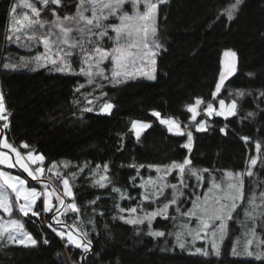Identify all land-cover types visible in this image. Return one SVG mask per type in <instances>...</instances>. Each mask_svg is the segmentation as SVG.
I'll return each instance as SVG.
<instances>
[{
    "label": "trees",
    "instance_id": "obj_1",
    "mask_svg": "<svg viewBox=\"0 0 264 264\" xmlns=\"http://www.w3.org/2000/svg\"><path fill=\"white\" fill-rule=\"evenodd\" d=\"M15 2L17 0H0V85L5 107L10 112V129L3 131L16 145H29L22 150L43 154L46 165L55 162L62 165L65 175L77 173L73 187L75 202L92 239L93 252L85 254V261L80 249L72 245L66 248V241L48 227L51 214H45L46 218L29 214V217L22 215L20 221L37 245L26 247L0 241V264H69V261L94 264L95 253L103 254V264H205L203 257L189 255L177 245L174 233L182 230L181 222H189L187 218H157L153 229L163 230L166 235L153 237L147 234L145 224L133 226L120 220L116 205L127 209L137 204L142 192L140 181L151 174L148 165L182 162L188 156L197 169L209 170L202 173L203 189L213 177L219 180L225 171H244L249 157L258 155L257 142L261 144L259 154L264 156V115L255 121L243 119L247 111L255 108L253 100L257 90L264 88V0H244L238 18L232 22H228L226 16H219L232 0H168L160 5L158 23L167 43L166 51L157 55L156 79H132L127 85L115 88L106 84L103 91L108 96L100 103L104 100L113 103L111 114L99 112V104L95 102L87 103L84 94L91 89L86 84L80 92L75 91L78 84H84L81 76L51 71L50 66L36 71L3 67L9 62L8 58L18 63L20 57H34L33 54L42 49L40 46L28 51L6 40L11 19L9 9ZM66 2L71 5L73 0ZM74 9L69 7L61 14ZM228 51H234L236 57L226 56ZM225 60H230L235 70L225 78V86L217 99L212 100L211 93L215 91ZM237 90H243L246 95L237 97ZM96 92L100 94V90ZM249 92L252 95H247ZM197 98L215 104L219 99H224L225 103L236 99L237 115L227 119L212 116L206 118V130L192 129L189 153L181 147L187 142V135L169 132L151 112L158 111L161 117L172 116L185 124L190 117L188 107ZM77 100L79 103H75ZM205 106L206 103H202L200 108ZM85 107H92L93 111H82ZM260 107L264 108V104ZM200 116L205 117L203 113ZM134 120L151 124L141 132L139 141L131 129ZM221 128H225V132H221ZM243 136L250 140L246 143L241 139ZM63 160L69 163H60ZM86 162H90L89 168L79 173V167ZM104 163L109 164L108 175L114 183L105 189L93 187L90 168ZM133 163L145 165L139 175L136 168L129 166ZM253 171L257 176L246 177L244 182L246 197L254 190L256 194L264 190V186L255 188L258 180L264 181V167L258 162ZM133 176L136 187L130 180ZM113 186L126 190V196L135 199H121L120 193L112 191ZM97 196L101 199L90 204ZM245 207H248L246 201L234 214L236 219L230 221L228 235L221 244L222 259L212 258L210 264H253L251 260L230 255L235 240H243L246 226L251 227L250 222L244 221ZM76 215L70 212L63 217L64 221L71 225ZM114 216L117 218L113 219ZM90 217L95 220V232L87 223ZM194 222L192 219L187 224ZM257 233L264 237V229L257 228ZM44 239L49 243L44 244ZM186 239L191 243L189 237Z\"/></svg>",
    "mask_w": 264,
    "mask_h": 264
},
{
    "label": "snow or ice",
    "instance_id": "obj_2",
    "mask_svg": "<svg viewBox=\"0 0 264 264\" xmlns=\"http://www.w3.org/2000/svg\"><path fill=\"white\" fill-rule=\"evenodd\" d=\"M168 3V0H73L69 5L66 0H17L9 9L11 23L8 29L6 40L17 44L22 49L32 51L43 47V51H37L34 57H20L19 62H5V69L16 70L18 68H30L36 71L39 68H49L58 73H67L71 75L86 77L87 85H92L93 92L87 93L85 99L88 104H92L93 100L88 99L94 92L100 90V94L94 99L99 101L108 96L103 91L106 84L113 88L117 86L127 85L131 79L136 78L138 71L137 62H143L145 57L153 65L151 74L144 72L142 75L149 80H155V57L159 51H166L167 43L164 34L160 31L158 23L159 6ZM244 0H232L229 6L219 14L226 16L228 22H232L238 18L241 5ZM126 5L130 6L131 11L126 9ZM141 6L143 10H141ZM69 7H74V12L62 11ZM26 11L18 12L17 9ZM47 12L52 19L44 18L43 13ZM113 17L118 23H108L109 18ZM219 18V17H218ZM166 19V17H165ZM113 33L114 35H110ZM106 42H111V46L106 47ZM226 56L236 57L234 51L225 52ZM79 58L80 68L77 71L73 68V61ZM108 64L111 67H108ZM30 65H34L31 66ZM235 65L229 68V75L233 74ZM254 76V73H249ZM225 86V74L220 73V79L215 84V91L211 93L212 100H216L222 87ZM85 88V84H78L75 91ZM231 95V92L229 93ZM237 97H243L246 93L243 90L236 91ZM247 95H252L251 92ZM253 102L255 108L247 111L243 119H251L255 121L257 117L264 115V108L260 105L264 104V88L258 89ZM79 103V101H75ZM206 103L204 112L208 117L213 114L227 119L229 116L237 115V100L233 99L230 104L226 105L224 99H219V110L214 108L213 102L203 101L201 98L196 99V106ZM196 106L190 105L188 111L192 113L191 121L195 122L197 131L206 130L205 121L196 122L198 115ZM114 104L109 100H104L99 111L105 114H111ZM4 103V95L0 92V120L7 121ZM82 111L92 112V107H85ZM151 115L163 125H167L169 132L176 135H187V142L181 147L188 149L189 153L192 149L193 136L188 131V125L181 130L180 123L173 118H162L161 113L152 111ZM8 123L3 124V128L7 129ZM151 127L150 123L141 121H133L131 129L135 130L136 139L139 141L141 132ZM227 126H225L226 128ZM225 128H221V132H225ZM123 139V137H122ZM246 143L250 137H241ZM21 147L27 149L29 145L23 143ZM0 149H8L15 154V159L8 152L0 150V165L6 166L8 169L19 167L27 176L13 175L8 171L0 170V211L12 216L13 211H18L24 217H40L43 214H51V222L48 227L56 233L62 240L67 237L65 247L73 245L75 248L82 249L84 254L93 252L92 239L89 238V231L85 228V222L80 218V208L75 202V194L73 192L74 181L77 173H69L65 175L61 172L54 162L47 168L44 167L45 157L43 154L34 155L35 150L27 152L26 157L15 147L9 143L6 138L0 139ZM122 149V145H121ZM118 149V150H121ZM257 156H250L244 171L232 172L226 171L225 176L229 178L227 183V191L224 190L222 184L217 182L213 177L211 187L208 188L202 196L195 193H186V189L190 187L187 180L195 177L198 185L202 186L204 177L203 172L208 169H197L192 160L186 156L182 162L172 161L167 165H148L149 168H155L157 173L163 170L164 176L171 175L173 170L177 171V183H162L158 186L149 178L147 184H153L152 191H149L147 184L141 182L139 187L145 191L141 193V199L135 207L122 208L119 205V219L126 224L133 226L143 225L147 221V234L153 237H165V231L154 230L152 227L153 220L160 216L165 220L169 219L170 205H177L175 211L181 216L187 217L189 223L195 218V227H189L188 224L182 225V230L175 232L177 245L182 250H187L189 255L201 256L205 259V264H210L212 258L217 261L222 259L223 253L221 244L229 232V222L234 221L237 210L246 201L248 207L243 208V216L245 222H250L251 227H247L244 233V240L238 239L233 244L230 255L253 261V264H264V238H258L257 228L264 229V190L259 191L257 197L254 190L250 196L246 197L244 177H256L257 173L253 171L257 167L258 162L264 167V156H261V144L256 143ZM31 165H35L32 167ZM90 162H86L79 167V173H83L85 168H89ZM68 165L65 164L66 168ZM130 167L136 168L137 175L140 169L144 168V164L133 163ZM109 164H96L95 168H90L89 175L92 179V186L105 189L113 185V178L108 175ZM71 177V180L69 179ZM98 177V179H96ZM35 182V186L31 181ZM133 187L136 177L130 178ZM264 181L258 180L255 184L256 189H261ZM165 188L172 191L171 199L163 204L162 207H156L152 211L143 208L145 201L156 204L162 196H164ZM14 194V201L9 195V191ZM112 191L120 193V198L135 199L126 196V190L112 187ZM223 192V195L217 193ZM195 196V199L192 197ZM181 197H186L192 207L187 211L181 212L180 204L183 201ZM101 197L97 196L90 204H95ZM259 199L260 203H257ZM38 201L40 202L38 204ZM55 201V203L53 202ZM179 202V203H178ZM138 209L143 213L136 215ZM76 213L75 221L69 225L61 217L67 216L69 213ZM129 215L125 216L123 213ZM93 213L96 209L93 208ZM99 215L103 216V212ZM117 217H113L116 219ZM173 220L175 216L171 217ZM90 224L91 231H96L94 218L87 221ZM58 225L59 227H55ZM107 227V226H106ZM11 229V230H10ZM24 224L17 219H9L4 221L0 216V241L4 240L7 233V241L24 244L25 239L30 241L32 246L37 245V241L32 236L23 231ZM75 231V235L73 234ZM140 230L137 229V235ZM170 235L172 233H169ZM191 237L189 243L186 237ZM208 240L203 247L196 246V240ZM44 244L49 241L44 239ZM27 247L28 245L25 244ZM59 255V253H57ZM86 261V255L82 257ZM104 256L102 253H95L94 264H103Z\"/></svg>",
    "mask_w": 264,
    "mask_h": 264
},
{
    "label": "rangeland",
    "instance_id": "obj_3",
    "mask_svg": "<svg viewBox=\"0 0 264 264\" xmlns=\"http://www.w3.org/2000/svg\"><path fill=\"white\" fill-rule=\"evenodd\" d=\"M125 7H126L127 10L131 11L130 6L126 5ZM18 9H19V8H18ZM19 10H20L19 12L26 11V10H24V9H19ZM141 10H143L142 6H141ZM74 11H75V9H74ZM74 11H73V12H74ZM43 16H44V18L52 19L51 15L48 14V13L43 14ZM118 22H119V21L116 20V19L113 18V17H110V18H109V21H108V23H118ZM10 23H11V19H10ZM9 26H10V24H9ZM110 35H114V34H113V33H110ZM105 46H106V47L111 46V42H106ZM41 47H42V46H41ZM33 50H36V49H33ZM37 51H38V50H37ZM39 51L42 52V51H43V47H42V49L39 50ZM159 52H160V51H159ZM159 52H158V53H159ZM157 55H158V54H157ZM157 55H156V57H155L156 64H157ZM28 56L30 57L31 55H28ZM33 56H35V54H33ZM137 64H138V71H136V78H135V79L149 80V79H147L146 76L142 75V73L147 72V73L151 74V71H152V68H153V65L151 64V62L147 59V57H145V59H144L143 62L138 61ZM156 64H155V66H154V67H155V75H156ZM32 66H34V65H32ZM72 66H73V68L76 69L77 71L79 70V68H80V61H79V58H78V57L74 59V61H73V65H72ZM231 66H233V64H232V62H231L230 60H225V61H223V67H222L223 70H222V72L225 74V78L227 77V75H229V74H228V73H229V68H230ZM50 67H51V66H50ZM75 67H76V68H75ZM108 67L110 68L111 65L108 64ZM63 74H66V73H63ZM81 77L84 79V84L87 85V83H86V77H84V76H81ZM219 79H220V78H219ZM131 80H132V79H131ZM149 81H151V80H149ZM87 87L91 89L90 93H92V92H93V87H94V86H92V85H87ZM97 91H99V90H97ZM0 92H2V90H1V85H0ZM95 93H96L97 96L99 95V94H98L99 92H94V93H93L94 96L92 95V96H90L88 99L93 100V102H95L97 105L99 104V105H98L99 107L97 108V110L99 111V109H100L101 105L103 104V102L100 103V100L97 101V100L94 99V97L96 96ZM228 104H230V103H226V105H228ZM213 105H214V108H215V109L219 110V103H218V102H217L216 104L213 103ZM192 106H196V104L194 103ZM205 107H206V106H205ZM205 107H204V108H205ZM5 108H6V107H5ZM204 108L201 109V108H200V105H199V106H196V110H197V113H198V115L196 116V122H199V121H202V120H203V121H205V126H206V118H210V117H208V116L206 115V113L204 112ZM99 112H100V111H99ZM202 113L205 115V117H202V118H201L200 114H202ZM191 116H192V113L190 112L189 121L186 122L185 124H182L180 121H178L177 119L173 118L172 116H169V117H162V118H173V119L177 120V121L180 123L181 130H184V129H185V125H188L187 130H188V131H191L192 129H196V127H195V122H192V121H191ZM212 116H216V115L213 114ZM212 116H211V117H212ZM134 121H139V120H134ZM141 122L149 123V122H146V121H141ZM4 123H5V121L0 120V139H4V138H6V139L8 140L9 143H12L15 147H17L18 150L22 153V155H24V156L26 157L27 152H28V151H31V150H22V147H21L22 144H21L20 146H18V145H16L14 142H12V141L8 138L7 134H6L4 131L2 132V130H4V128H3V124H4ZM165 126L167 127V125H165ZM167 129H168V127H167ZM133 131H134V134H135V130H133ZM172 133H174V132H172ZM0 150H3V151L8 152L9 155L12 156L13 159H15V154L12 153L10 150H8V149H0ZM38 154H41V153H40V152H36V151L34 152V155H38ZM60 163H69V162L66 161V160H63V161H60ZM51 164H53V163H50V164H47V165H46L45 162H44V167L47 168V167L50 166ZM31 166H32V167H35V165H31ZM57 166H58L59 170L62 172V167H61L62 165L57 164ZM150 169H151V174H150L149 176H146V177L142 178L141 181H140V184H141V182H145V183L147 184V182L149 181V178H151V180H152L153 182H155V184H156L157 186H158L159 184H162V183H165V182H167V183H177V179H176V177H177V171H176V170H173V172H172L171 175H168V176L165 177L164 174H163V170H162L160 173H157V171L155 170V168H150ZM0 170L8 171V172H10V173L13 174V175L20 174V175H22V178L27 176V174H26V173H23L22 169H20L18 166L15 167L14 169H8L6 166H4V165H0ZM225 172H226V171H225ZM225 172H224V173H225ZM232 172H233V171H232ZM224 173H223V176H221V177L219 178V180H216V181H217V182H220V183L222 184L224 190L227 191V183L229 182V178H228L227 176H225ZM246 177H247V176L244 177V182H245ZM28 179H29V181H31V178H28ZM187 182H188V184L190 185V187H189L188 189L185 190L186 193H188V194H190V193H195L196 195H201V196H202L205 192H207L208 188L211 187V182H212V180H210L209 183H208V185H206L205 187H203V189H202V186H197V185H198V182H197V180H196L195 177H190V178H188ZM31 183H32L33 186H35V182H34V181H31ZM153 186H154L153 184H147V188H148V190H149V191H152ZM141 190H142L141 193H143V192L145 191L144 188H141ZM8 191H9V195H10V197L12 198L13 202H15V201H14V194H12L10 190H8ZM251 192H252V191H251ZM217 194H218V195H223L224 193H223V192H220V193H217ZM171 196H172V191H171V189H170V188H165V190H164V196H162V197L160 198V200L157 201L156 204H152V203H149V202L145 201L144 204H143V208L146 209L147 211H152V210H154V209H155L156 207H158V206H159V207H162L164 203H166L168 200L171 199ZM257 196H259V193L257 194ZM140 199H141V195H140ZM140 199H139V200H140ZM192 199H195V196H193ZM180 200L183 201V203L180 204L181 212L187 211L189 208L192 207L191 202H190L186 197H181ZM38 202H39V201H38ZM53 202L55 203V201H53ZM178 203H179V202H178ZM136 205H137V204H135V205L133 204V205H131L130 207H135ZM176 207H177V205H170V207H169V217H170V218L173 217V216H181L180 213H177V212L175 211ZM124 214H125V216H128V215H129L127 212H125ZM124 214H123V215H124ZM142 214H143V213L140 211V209H138L136 215H142ZM42 215H43L44 218H46L45 214L42 213ZM0 216L3 217L4 221H7V220H9V219H17V220L20 221V217L22 216V214H20L18 211H13L12 216L9 217L7 214H5V213H3L2 211H0ZM181 217H183V216H181ZM157 218H163V217H160V216L156 217V218L153 220L152 225H153L154 221H155ZM183 218H187V217H183ZM49 219L51 220V216L49 217ZM61 219L64 220L63 217H61ZM187 219H188V218H187ZM192 219H194L195 222L192 223V224H188V226H189L190 228H191V227H195V225H196V220H195V218H192ZM240 221H241V220H240ZM240 221H239V222H240ZM20 222H21V221H20ZM186 223H189V222H186ZM186 223H182V222H181V223H180L181 228H182V225H184V224H186ZM144 224L147 226V221H145ZM239 225H240V227L243 229V227L241 226L242 223H241V224L239 223ZM54 226H55V227H59L58 225H55V224H54ZM137 226H141V225H137ZM247 226H248V225H247ZM229 229H230V222H229ZM10 230H11V229H10ZM23 231L27 232V230H26L25 228L23 229ZM27 233H28V232H27ZM73 234H74V235L76 234L75 231H73ZM263 236H264V235H263ZM189 238L192 240V238H191L190 236H189ZM258 238H264V237H262V236H260V235L258 234ZM4 240L7 241V233H5ZM64 240L67 242V237H65ZM243 240H244V239H243ZM243 240L240 239L241 244L243 243ZM7 242H9V243H13V244H16V245H22V246H25V244H27L28 246L31 245L30 241H28L27 239H25L24 244H20V243H16V242H10V241H7ZM235 242H236V240H235ZM235 242H234V243H235ZM207 243H208V240H199V239L196 240V245H197L198 247H203V246H205V244H207ZM72 246H73V245H72ZM80 250L82 251V254H81V258H82V257L85 256V254L83 253V250H82V249H80ZM69 264H73V263H72L71 261H69Z\"/></svg>",
    "mask_w": 264,
    "mask_h": 264
},
{
    "label": "built area",
    "instance_id": "obj_4",
    "mask_svg": "<svg viewBox=\"0 0 264 264\" xmlns=\"http://www.w3.org/2000/svg\"><path fill=\"white\" fill-rule=\"evenodd\" d=\"M4 115L7 116V121H5V123H8V125H9V127L6 130H9L10 129V112H9V110L6 109Z\"/></svg>",
    "mask_w": 264,
    "mask_h": 264
},
{
    "label": "water",
    "instance_id": "obj_5",
    "mask_svg": "<svg viewBox=\"0 0 264 264\" xmlns=\"http://www.w3.org/2000/svg\"><path fill=\"white\" fill-rule=\"evenodd\" d=\"M2 132H3V130H2Z\"/></svg>",
    "mask_w": 264,
    "mask_h": 264
}]
</instances>
